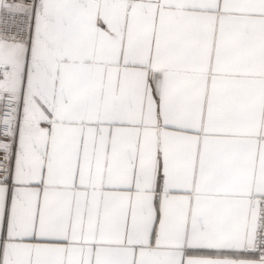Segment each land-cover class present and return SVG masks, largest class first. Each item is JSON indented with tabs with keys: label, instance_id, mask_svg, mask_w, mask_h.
Listing matches in <instances>:
<instances>
[{
	"label": "snow or ice",
	"instance_id": "snow-or-ice-1",
	"mask_svg": "<svg viewBox=\"0 0 264 264\" xmlns=\"http://www.w3.org/2000/svg\"><path fill=\"white\" fill-rule=\"evenodd\" d=\"M0 264H264V0H0Z\"/></svg>",
	"mask_w": 264,
	"mask_h": 264
}]
</instances>
